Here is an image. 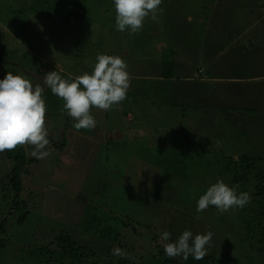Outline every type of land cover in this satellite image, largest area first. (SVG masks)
<instances>
[{"label": "rangeland", "instance_id": "1", "mask_svg": "<svg viewBox=\"0 0 264 264\" xmlns=\"http://www.w3.org/2000/svg\"><path fill=\"white\" fill-rule=\"evenodd\" d=\"M71 1L0 0V79L12 72L24 75L34 86H44L43 76L50 71L63 78L91 73L101 53L126 61L130 88L127 98L111 110L92 109L94 129L77 131L63 101L45 86V126L53 151L26 165L16 202L23 199L24 206L12 203L6 176L11 161L0 153V222L6 218L0 264H44L45 256L35 254L36 246L57 249L54 237L59 233H68L85 249L90 247L99 264L119 258L111 253L114 247L124 250L128 255L122 258L130 263L153 262L163 251L162 232L171 233L174 242L186 229L193 235L208 230L203 222L209 216L196 211L203 188L223 180L238 193L252 195L251 183L258 180L259 171L264 173V104L227 106L231 100L226 93L236 85L227 80L209 82L208 70L188 64L202 52L176 51L181 70L169 72L170 78L150 80L153 74L148 73L159 69L155 61L162 54L157 49L162 31L186 14L187 1L162 0L157 19L145 18L135 34L115 29L113 0H82V15L67 19ZM146 22L150 23L144 35ZM172 33L168 34L172 44L182 47ZM125 51L135 55L125 56ZM185 74L193 81H181L172 90L170 85ZM239 87L246 88V83ZM216 88L218 98L208 96ZM256 97L253 93L252 99ZM246 110L261 116L253 120ZM31 151L26 146L27 156L35 158ZM242 153L255 160L247 180L236 187ZM245 207L217 222L225 229L214 235V247H219L217 255L222 259L224 243L237 264H264V252L249 249L253 241L245 229ZM22 214L24 220L17 224L15 217ZM108 239L112 241L107 243Z\"/></svg>", "mask_w": 264, "mask_h": 264}, {"label": "clouds", "instance_id": "2", "mask_svg": "<svg viewBox=\"0 0 264 264\" xmlns=\"http://www.w3.org/2000/svg\"><path fill=\"white\" fill-rule=\"evenodd\" d=\"M162 0H113L115 29L128 30L135 34L143 28L145 18L157 19ZM126 61L118 55L97 53L91 73L85 71L75 77L63 78L56 70L46 73L43 85H33L24 75L7 72L0 79V153L18 147L30 146L31 155L44 159L51 155L48 148V129L45 126L46 103L43 98L45 86L63 101V108L74 121L73 128L92 130L96 127L92 109L109 111L127 98L131 75ZM251 200L247 192H237L223 180L211 184L196 202V211L202 212L214 206L218 212L243 208ZM171 233L164 231L160 243L168 258L189 256L199 261L208 254L213 233L195 234L184 230L174 242ZM112 255L126 257L119 247L111 250ZM134 259L133 257H129Z\"/></svg>", "mask_w": 264, "mask_h": 264}, {"label": "crops", "instance_id": "3", "mask_svg": "<svg viewBox=\"0 0 264 264\" xmlns=\"http://www.w3.org/2000/svg\"><path fill=\"white\" fill-rule=\"evenodd\" d=\"M185 1L189 6L186 14L173 19L169 29L162 31L157 49L159 54H165L155 61L159 63L157 73H148L153 74L149 76L150 80L170 78L169 72L181 70L182 61L176 51L202 52L198 60L189 59L188 64L193 67L200 65L197 70H208L206 79L209 82L227 80L236 85V89L232 88L231 92L226 93V97L231 100L227 101V106L248 102L264 104V0ZM149 23L146 22L144 26V35L147 34ZM174 27L176 32L172 33ZM169 33L174 34L183 46L173 45ZM130 42L135 43V40ZM127 47L131 48L130 45ZM127 53L125 51L124 55ZM181 81L193 80L189 74L181 75L170 88L179 87ZM242 83H246V88L239 87ZM174 84L177 87L173 88ZM215 90L210 89L208 96L218 98L217 88ZM253 93L257 94L256 100L252 99ZM253 116L261 115L256 112Z\"/></svg>", "mask_w": 264, "mask_h": 264}, {"label": "trees", "instance_id": "4", "mask_svg": "<svg viewBox=\"0 0 264 264\" xmlns=\"http://www.w3.org/2000/svg\"><path fill=\"white\" fill-rule=\"evenodd\" d=\"M82 0H72L70 2L72 10L66 14L67 19L69 18H77L78 16L82 15V6L80 3ZM125 33V32H124ZM126 35L128 36V32L123 36L127 39ZM130 43V42H129ZM127 56V55H125ZM226 109H223L222 111H225ZM246 113L249 115H255L253 111L246 110ZM253 120H255L253 118ZM250 119V121H253ZM224 123V122H223ZM222 123V124H223ZM249 126H252L250 123H248ZM248 126V125H247ZM4 155V158L7 160H10V166L9 171L6 173L8 183L11 187V190L13 192V200L12 203L15 204V207L21 205L24 206L25 200L20 199V201L16 204L17 200L20 198L19 194H21L23 189V174L26 173V165L34 160L36 158H31L29 155L27 156L26 152V146L25 147H18L17 149L13 151H5L2 153ZM248 160V161H247ZM255 158L253 156H250L249 154L242 153L239 156L240 165H238V169L240 170L239 176L234 177L235 186L238 182H244L247 180V173L250 171V168L252 167V163L254 162ZM227 170H229L227 168ZM257 181L251 183V203L247 204L246 209V231L249 234L250 239L253 242H250L249 249L252 251H255L259 254H262L264 252V173L258 172L257 174ZM206 190L205 188H203ZM238 192V191H237ZM22 200V202H21ZM26 204V203H25ZM15 207L12 209H15ZM241 211L240 208H234L230 209L229 211L225 213H220L214 206H209L206 210L202 211L201 213L207 214L209 216L208 220L203 222L204 224H207L209 226L208 230L206 231V228L201 229L204 233H207L208 231H211L213 233V237L211 240L210 245L206 246L207 248V255L204 257L203 260H195L191 256L187 260H183L181 257L176 258H168L163 251H160L159 255L156 257L155 261H149L146 263L141 264H213L216 261H225V264H237V258L232 257L228 251L227 245L223 243L224 248L226 249L225 253V259H222L219 255H217L219 247H214V235H219V232L222 231L220 228L222 220H224L226 217L230 216L231 214H234V212ZM26 212V211H25ZM24 220V214L18 215L15 217V221L17 224L22 222ZM211 222V224H210ZM6 224V218L3 217L0 222V235L4 234V225ZM134 227V226H133ZM110 230H107V232L110 234ZM118 232V231H117ZM119 233V232H118ZM104 236V234H103ZM56 240V246L57 249H51V247L44 246V245H38L36 246L35 250L38 254L45 256L44 264H51L56 261V264H64L67 262L68 264H99L97 262V258H95L92 254V249L89 247L85 249V246L80 244L78 240L70 237L68 233H59L54 237ZM115 238V237H113ZM6 239L3 237L0 239V247L3 245L2 242H4ZM116 240V239H115ZM112 239H108L107 243H110ZM50 244H52L50 242ZM44 248L45 250H39ZM225 249H222L221 252H224ZM88 253V254H87ZM92 253V254H91ZM57 254V258L54 257V255ZM65 260V261H64ZM115 261V262H114ZM36 263H42L38 260L35 261ZM103 264H133L130 263L127 259L119 257L117 260H111V261H105ZM241 264V263H239Z\"/></svg>", "mask_w": 264, "mask_h": 264}]
</instances>
